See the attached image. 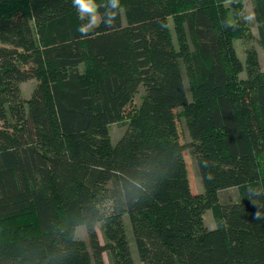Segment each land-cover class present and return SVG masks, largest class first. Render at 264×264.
Returning <instances> with one entry per match:
<instances>
[{"label": "trees", "instance_id": "1", "mask_svg": "<svg viewBox=\"0 0 264 264\" xmlns=\"http://www.w3.org/2000/svg\"><path fill=\"white\" fill-rule=\"evenodd\" d=\"M242 1L120 0L109 25L95 0L82 34L72 0H0V264H135L126 225L140 264H264V70L233 46ZM252 10L264 49V0Z\"/></svg>", "mask_w": 264, "mask_h": 264}, {"label": "rangeland", "instance_id": "2", "mask_svg": "<svg viewBox=\"0 0 264 264\" xmlns=\"http://www.w3.org/2000/svg\"><path fill=\"white\" fill-rule=\"evenodd\" d=\"M242 4H243V13L246 16L247 24H248L246 26L247 27L246 30L249 33L250 37L247 41L243 39L233 40V46H234L235 52L237 56L239 57V59L242 61V63H244L246 59V52L251 48L254 49L257 53V58H258V62L261 67V70H264V49H262V47L260 46L258 42L257 26L254 20L253 10H252L253 5H254V0H243ZM226 6L228 7L230 6L229 2L226 3ZM230 15H232L231 12H230ZM169 26L172 31L173 40L175 41V36L172 30L173 24L171 20H169ZM245 77H246V71L244 69L243 72L240 74V78H245ZM34 84L35 82L30 80L21 85L22 96L25 99L29 98L32 92V89L34 87ZM185 86L187 89L186 80H185ZM141 93H142V89H140L139 93L135 96L133 100V106H137V104L139 103V100H140L139 95ZM125 125L126 123L122 122V123L113 124L110 126L109 133H110L111 142L113 144H115L119 140L121 135L126 130ZM177 127H178L179 137L182 140L181 142L187 145V148L184 152V159H185V163L187 167V174H188L191 190L194 194L202 193L203 187H202V183H201L198 170H197V166L195 163L193 150L190 146V139L186 131L183 120L178 117H177ZM259 162H260L261 171L262 173H264V153H262V155L260 156ZM233 197H234V190H225V191L220 192V199L222 201L224 199L226 200L227 198H233ZM203 223H204V226L208 229L215 228L216 224L214 222V216L211 210H207L204 212ZM126 229H127V236H128L129 243H130L131 255L135 260V264H140L138 256H137L136 247L133 242L132 233L130 232V226L127 227L126 225ZM96 231H97L100 242L103 243L101 227L99 223L96 224ZM75 234L77 238H80L84 240L86 243H88L84 226H78L76 228ZM103 258H104L105 264H110L108 261V257L105 253L103 255Z\"/></svg>", "mask_w": 264, "mask_h": 264}, {"label": "clouds", "instance_id": "3", "mask_svg": "<svg viewBox=\"0 0 264 264\" xmlns=\"http://www.w3.org/2000/svg\"><path fill=\"white\" fill-rule=\"evenodd\" d=\"M73 6L77 9L80 14L81 20H88V23L82 25L78 31L82 34L87 33L90 29L94 28L97 25L98 20L101 18L98 12V6L95 3V0H72ZM108 12H106L107 20L105 21L109 25L116 18V14L120 9V0H107L105 5ZM212 177L209 176V179ZM255 203V202H254ZM260 218V212L257 211L256 219Z\"/></svg>", "mask_w": 264, "mask_h": 264}]
</instances>
